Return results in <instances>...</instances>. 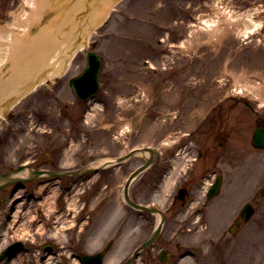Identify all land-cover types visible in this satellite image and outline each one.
Instances as JSON below:
<instances>
[{
  "label": "rangeland",
  "instance_id": "obj_1",
  "mask_svg": "<svg viewBox=\"0 0 264 264\" xmlns=\"http://www.w3.org/2000/svg\"><path fill=\"white\" fill-rule=\"evenodd\" d=\"M28 5L20 0L8 10L12 21L0 19V34H6L0 37V65L6 50L2 43L10 40L13 22L23 19ZM219 10H226V16L241 23L245 14L252 13L256 23L246 29L249 37L244 39L245 33L239 32L244 25L224 32L206 29L201 20L215 21ZM81 45L82 50L77 48L67 56L60 75L49 74L50 70L48 84L22 95L4 113L10 121L6 129H0L1 172L25 161L33 169L51 170L53 155L56 169L80 171L51 182H46L48 176L38 177L16 192L11 186L0 190V254L12 242L27 243L24 251L0 260V264H80L75 252L103 250L104 242L128 214L122 226L124 235L118 245H112L104 262L124 263L141 246V231L134 214L123 212L124 205L118 201L127 177L144 162L143 155L137 152L122 165L106 167V176L91 179L84 172L86 166L107 165L139 144L162 140L171 144L166 138L173 123L165 121L166 115L174 108L186 114L181 130L187 132L194 125L191 113L197 112L193 110L204 98L207 107L218 104L228 116L217 118L211 135L205 134L212 146L218 141L227 144L225 131L226 127L235 129L233 119L241 121V138L250 139L256 115L237 100L252 98L264 109L258 95L264 89V0H121L113 4L100 26L91 27L86 49ZM89 50L98 51L104 59L101 87L93 98L80 100L69 80L83 71ZM56 77L58 87L51 85ZM238 84L254 89L243 90L239 96L241 89H233ZM220 130H225L223 135ZM170 144H160L164 155ZM235 149L238 153L232 155L239 157L237 179L231 178L222 195L195 201L192 209L205 208L204 222L200 229L183 233V246L191 253L180 264H264V150L242 141ZM161 161L145 167L129 183L130 197L139 186L145 193L159 166L165 164ZM173 186V178L166 179L158 187L157 200L168 204L165 199ZM94 194L99 195L95 198ZM255 201V214L243 222L240 210L245 203ZM104 204L109 216L105 219L107 214L97 213L104 222L90 239L92 245H73L93 232L86 224L85 229L77 230L73 213L99 212ZM64 205L67 210L61 215ZM175 242L165 249L176 251L179 245ZM47 243H52L53 251L45 250ZM141 255L148 258L147 248ZM158 260L150 262L157 264ZM134 264H139V258Z\"/></svg>",
  "mask_w": 264,
  "mask_h": 264
},
{
  "label": "flooded vegetation",
  "instance_id": "obj_2",
  "mask_svg": "<svg viewBox=\"0 0 264 264\" xmlns=\"http://www.w3.org/2000/svg\"><path fill=\"white\" fill-rule=\"evenodd\" d=\"M19 1L20 0H0V19L12 21V18H9L10 20L8 19V10L14 9ZM22 3H24L23 0ZM56 59L57 57L55 60ZM48 69L49 67L46 68L45 73H47ZM57 78L58 77H56L51 83L52 86L55 84L54 87L59 86L60 82ZM48 83L49 79H45L43 81L44 85ZM204 99L203 104L198 103V108H194L193 111L197 112L191 113L193 114L191 121L194 122V125L185 133V137L182 142L172 149L166 151V153H168L167 155L163 154V156L153 157L154 160L152 165H155L156 163L159 164L163 159L165 164L159 166L155 172L152 183L147 188L145 193H143L141 190L142 187L139 186L138 192L131 196V198L138 203L155 205L164 211V222L161 232L159 233L158 238L147 248L148 258H144L143 255L140 256V254L145 249L140 252L139 264H151L152 262H150V260H153L156 257L159 258V262L157 264H180L184 257L189 253V249L183 246L185 245V243L182 242L183 233L191 232L192 230H198L199 225L202 222L201 219L203 220L202 213L205 208L200 206L196 209H191L194 207L193 204L195 201H199L202 196H204V200H211L222 195L223 188L227 187V185L231 183V178L237 179L236 175H238L239 157H236L232 154L237 152L235 147L239 141L238 137L243 131L241 129L243 127L240 126L241 121L240 119H233V121L236 120L234 122L235 129H233V127H226L228 128V131H219L221 135H223L225 131L227 136V144H224V141H218V145H209L205 134L211 135L217 118L220 120L221 118L224 119L228 116L227 114H224V112L222 113V107L218 104L211 108L209 106L207 107V105L204 104ZM237 101L238 103L242 102L248 109V112L256 115V125L254 127L253 133L259 127L264 130V109H258L256 107V103H252L251 100L241 99V101ZM185 104L186 103L183 105ZM207 108L210 109V111H208ZM200 109H202L204 112L198 113ZM194 116H196V120L194 119ZM185 117L186 114L181 113L178 110V113L172 120L173 124L171 125V127L175 129V132H178V130L182 131L181 129L183 126L181 123L182 121L185 122ZM54 157L55 155L52 156L51 163L49 164L51 169L57 166V162H55ZM143 158L144 162L138 167H141L146 162V158L144 156ZM105 173L106 171L102 169L97 174L100 176H106ZM172 178L175 186L172 187V192L168 193V196L165 199L169 203H161L159 202V199L157 200L159 197L158 187L164 183L166 179ZM217 178L221 179V190L218 195L210 197L208 195L209 187ZM98 195L99 194H94L93 197L96 198ZM102 201L103 199L101 202ZM106 206L107 204L102 205V209H99V212L97 209H95L93 211H83L82 214L73 213V220L76 222L77 226H79L77 230L82 227L85 229V223L89 228L93 229V232L87 235L86 238L78 239V242H76V244L74 242L73 245H92L90 239H93L99 227L102 229L104 222V218H102V216L97 213H100V211L103 212L104 217L107 214L105 219H108L109 210L106 209ZM123 212L132 213L131 216L134 214L136 220L139 221V227L141 231L139 234L141 235V242L138 245H142L155 230V227L158 224V214L150 213L140 209L125 210ZM128 217V214L125 215L124 218L122 217L119 227L116 228V230L112 233V236L106 240L103 245L119 244L118 240L122 238V235H124L125 232V228L122 226L123 224L125 225V221L129 219ZM120 229L121 231H119ZM144 229L149 230L143 231ZM144 233L147 235L144 236ZM175 240L176 242L174 245H179L176 248V251L178 252H176L174 249L168 252L167 249H165V245H173L171 242ZM157 250L158 253L156 255L155 252ZM166 256L168 257L167 261L163 262L162 259Z\"/></svg>",
  "mask_w": 264,
  "mask_h": 264
},
{
  "label": "water",
  "instance_id": "obj_3",
  "mask_svg": "<svg viewBox=\"0 0 264 264\" xmlns=\"http://www.w3.org/2000/svg\"><path fill=\"white\" fill-rule=\"evenodd\" d=\"M117 1L119 0H32L28 21L34 24L35 33L24 34L23 32L19 33V30L13 31L10 61L6 64H9L7 70L10 72L8 76L0 74V129H6L10 121V119H5L1 105L5 95L26 92L30 85L25 84V81L51 63L55 75H60L64 69L63 55H71V49L81 44H83V49H86L85 44L88 41L91 26H100V21L106 20L111 3ZM84 6L88 8L87 14L86 12L77 14ZM39 15L43 18L42 21L37 19ZM45 15L47 16L45 17ZM58 54L60 56L55 60V56ZM101 65V55L96 51H89L83 72L70 80L72 88L80 98H88L99 89ZM254 143L256 146L264 147V134L262 132H255ZM129 155L122 156L117 161H122ZM150 162L151 160H148L144 166L130 175L126 190L131 179L141 173ZM24 168L25 165L20 166L18 171ZM28 168L30 169L29 173L34 177L46 172L45 170L33 169L30 166ZM26 180H28L27 177H13L11 172L0 173V188L7 183ZM218 187L219 183L213 187L211 194L217 192ZM253 212V206L246 204L241 211V217L247 221ZM158 233L159 229L135 251V254L150 244ZM20 244L21 242H17L8 246L0 256V260L13 257L17 251L23 249L24 246ZM102 257L103 252L93 255L83 254L81 261L83 264H101ZM129 263L130 260L124 264Z\"/></svg>",
  "mask_w": 264,
  "mask_h": 264
},
{
  "label": "bare ground",
  "instance_id": "obj_4",
  "mask_svg": "<svg viewBox=\"0 0 264 264\" xmlns=\"http://www.w3.org/2000/svg\"><path fill=\"white\" fill-rule=\"evenodd\" d=\"M26 2L29 4L28 5V12L26 11V10H24V17H23V19H18V20H16L15 22H14V25H17V26H19V27H21V29L23 28V26H30V22L28 21V19H29V14H30V9H31V4H32V0H26ZM113 4L114 3H111V5H110V8H109V11H110V9H111V7L113 6ZM256 10V9H255ZM108 11V12H109ZM256 13H257V15L259 14V11H255ZM254 12V13H255ZM202 15H203V12L201 13ZM218 15L216 16L217 17V19L215 20V21H213V20H211L212 18H210V20L209 19H204V20H201V22L206 26L205 28L206 29H209V30H215V32H224V30H229L230 28H234V26H236V28H240L241 29V26L242 25H244L245 26V28L244 29H241L239 32H244L245 34H244V36H248L247 34V30L246 29H248V27H250V26H253V25H255V23L256 22H254V17H253V14L252 13H249V14H245V18H243V21H242V23L241 22H239V21H236V22H233L232 20H231V18H229V16H226V10H219L218 11V13H217ZM33 25V24H32ZM193 26V25H192ZM18 27V28H19ZM92 27V26H91ZM199 27V26H198ZM201 27V26H200ZM27 30V29H26ZM24 31H25V29H24ZM30 32L31 33H35V26H34V28H32L31 27V30H30ZM239 32H238V34H239ZM237 34V35H238ZM6 34H3V35H1L0 34V37H4ZM9 35H11V37H12V39H13V31H12V33H10ZM1 40V39H0ZM1 42V41H0ZM6 42V43H5ZM3 45H4V47H6V50H5V54H4V56H5V58H9L10 59V53H11V46H12V40L10 39H8V40H4L3 41V43H2ZM81 46L82 45H79V46H77V47H75V48H73L75 51L77 50V48H78V50H81ZM71 51H72V49H71ZM71 55H72V53H71ZM67 56L68 55H64L63 56V62H64V68H65V61L67 60ZM64 58H65V60H64ZM4 61H5V59H4ZM2 62L1 63V65L0 66H3L4 65V63L5 62ZM8 63V62H7ZM47 67H49V69L50 70H52L53 69V65H52V63L49 65V66H47ZM47 67H45L44 69H42L41 71H39L38 73H36L35 75H33L32 77H30L29 79H27L26 81H25V84H31L33 81H41L42 79H43V75H44V73H45V70H46V68ZM49 69H48V71H49ZM63 71V70H62ZM62 73V72H61ZM49 74H54L55 75V73H54V69L52 70V71H50V73ZM260 88V87H259ZM234 90H239V89H241L240 91H239V94L240 93H242V91L244 90V91H246V92H248L249 91V89H254L253 87H243V86H240L239 87V84L237 85V87H234L233 88ZM261 89H263V88H261ZM253 91V90H252ZM23 93H16V94H8V95H5V97H4V99H3V101H2V103H1V105H2V109H3V112H5L12 104H13V102L18 98V97H20V95H22ZM258 95L259 96H261L262 97V99H263V102H264V89L262 90V91H260V92H258ZM264 105V104H263ZM140 154H142L145 158H148V157H150L153 153L152 152H150V151H145V150H143V151H140L139 152ZM154 155V154H153ZM110 161V160H109ZM25 170H30L29 168H25V169H22V170H19V171H17V172H15L14 174H12L13 175V177H23V174H22V172L23 171H25ZM137 177H134L133 179H131V181L130 182H134V180L136 179ZM129 182V183H130ZM158 214L160 215V211L158 212Z\"/></svg>",
  "mask_w": 264,
  "mask_h": 264
}]
</instances>
